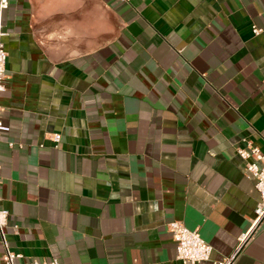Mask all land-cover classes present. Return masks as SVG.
Here are the masks:
<instances>
[{"label": "crops", "instance_id": "1", "mask_svg": "<svg viewBox=\"0 0 264 264\" xmlns=\"http://www.w3.org/2000/svg\"><path fill=\"white\" fill-rule=\"evenodd\" d=\"M0 31L16 262L183 264L166 228L178 220L212 247L193 264L229 256L244 232L234 264H264L260 196L237 154L264 153V0H9ZM3 252L0 234V264Z\"/></svg>", "mask_w": 264, "mask_h": 264}, {"label": "built area", "instance_id": "2", "mask_svg": "<svg viewBox=\"0 0 264 264\" xmlns=\"http://www.w3.org/2000/svg\"><path fill=\"white\" fill-rule=\"evenodd\" d=\"M127 2L129 0H119ZM9 0H0V15L1 12L7 8ZM252 33L257 34L262 31L261 28L252 26ZM2 32L0 31V92L4 90V82L6 75V59L7 52L4 48L1 40ZM9 127L5 125L0 119V134L8 132ZM54 142H59L60 134H52ZM9 147L13 146V143H8ZM238 156L244 161V169L246 174L254 180V186L257 189L260 199L254 210L253 225H257L264 218V153L260 152L258 147L249 146L248 148H237ZM8 212L5 209H0V234L1 241L4 246V252L2 254L3 264H60L55 258L50 260H22L16 262V259H21L22 256L15 253L6 245L2 228L6 223ZM168 232L171 234L173 241L175 242L176 259L186 263H196L205 261L210 258L212 247L200 236L197 229L187 228L181 221L172 220L166 224ZM249 232H244L239 236V243L229 256L214 262V264H234L235 255L237 250L243 245Z\"/></svg>", "mask_w": 264, "mask_h": 264}]
</instances>
